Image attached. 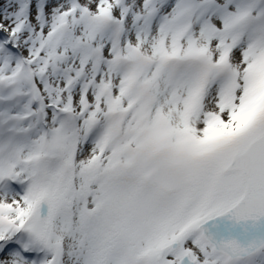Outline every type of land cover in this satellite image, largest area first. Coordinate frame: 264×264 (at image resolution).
<instances>
[{
  "label": "snow or ice",
  "instance_id": "obj_1",
  "mask_svg": "<svg viewBox=\"0 0 264 264\" xmlns=\"http://www.w3.org/2000/svg\"><path fill=\"white\" fill-rule=\"evenodd\" d=\"M0 264H264V0H4Z\"/></svg>",
  "mask_w": 264,
  "mask_h": 264
},
{
  "label": "trees",
  "instance_id": "obj_2",
  "mask_svg": "<svg viewBox=\"0 0 264 264\" xmlns=\"http://www.w3.org/2000/svg\"><path fill=\"white\" fill-rule=\"evenodd\" d=\"M4 4V0H0V6Z\"/></svg>",
  "mask_w": 264,
  "mask_h": 264
}]
</instances>
